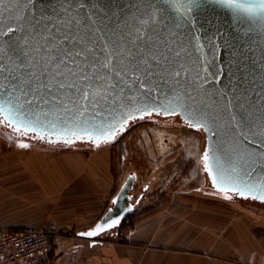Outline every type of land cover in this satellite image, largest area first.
I'll return each mask as SVG.
<instances>
[{
  "label": "water",
  "instance_id": "obj_1",
  "mask_svg": "<svg viewBox=\"0 0 264 264\" xmlns=\"http://www.w3.org/2000/svg\"><path fill=\"white\" fill-rule=\"evenodd\" d=\"M151 116L203 133L215 193L264 204V0H0V126L16 139L99 148ZM135 181L76 236L115 234Z\"/></svg>",
  "mask_w": 264,
  "mask_h": 264
},
{
  "label": "crops",
  "instance_id": "obj_2",
  "mask_svg": "<svg viewBox=\"0 0 264 264\" xmlns=\"http://www.w3.org/2000/svg\"><path fill=\"white\" fill-rule=\"evenodd\" d=\"M117 146L112 143L89 150H37L31 149L26 140H16L13 148L29 151L23 166L43 172L54 167L57 176L72 185H0V227L15 230L35 227L48 231L63 226L76 230L91 228L111 206L121 186L112 185ZM47 154H55V159L48 160ZM169 201L161 211L139 218L132 228L121 229L122 244L109 242L106 238L110 235L96 241L65 238L58 264H264V236H261L263 240H257L255 231L250 229L233 228L225 232L217 220L207 219L208 209L203 205L173 196ZM15 205L49 208L36 219L7 208ZM56 205L62 212L54 211L67 220L49 216L48 212ZM136 208L137 214L143 207L138 204ZM232 219L235 225L241 219L253 218L236 213Z\"/></svg>",
  "mask_w": 264,
  "mask_h": 264
},
{
  "label": "rangeland",
  "instance_id": "obj_3",
  "mask_svg": "<svg viewBox=\"0 0 264 264\" xmlns=\"http://www.w3.org/2000/svg\"><path fill=\"white\" fill-rule=\"evenodd\" d=\"M16 140L26 139L8 141L0 135V185H72L71 182L64 181L57 176L54 167L43 172L34 169L35 167L23 166L26 159L25 154L29 151L13 148ZM114 144L118 146L114 149L116 164L112 168V185H122L128 174L135 173L136 181L133 192L135 199L143 193V198L139 202L143 207L142 210L124 220L118 230L132 228L139 218L151 216L166 208L170 202L169 198L173 196L187 198L192 201L193 205H203L208 209L207 219L217 220L218 226H221L225 232L232 231L233 228L250 229L255 231L257 240H263L261 238L264 236L263 204L245 201L238 203L234 198H226L215 193L210 185H203L206 177L202 169L201 153L205 141L201 131L191 129L181 123L169 124L154 118H147L131 123L127 131L119 136ZM78 146L80 149L91 148L84 144L75 145V147ZM59 147L57 145H31V149L37 150L72 149V147ZM55 156V154H47L46 157L51 160L55 159ZM56 206H53L50 213L48 212L49 216L57 215L60 216V220H67L61 213L54 211L62 212L59 210L61 207ZM7 208L20 213H28L31 218L39 219L42 211L49 207L15 205ZM236 213L252 215L253 219H241L234 225L231 216ZM79 231L82 230L63 226L60 229L54 228L51 232L62 234L64 239L77 240L76 233ZM106 239L112 243H124L122 236L117 239L109 236Z\"/></svg>",
  "mask_w": 264,
  "mask_h": 264
},
{
  "label": "built area",
  "instance_id": "obj_4",
  "mask_svg": "<svg viewBox=\"0 0 264 264\" xmlns=\"http://www.w3.org/2000/svg\"><path fill=\"white\" fill-rule=\"evenodd\" d=\"M115 235L117 239L123 232L117 230ZM64 247V237L59 233L35 227H0V264H58Z\"/></svg>",
  "mask_w": 264,
  "mask_h": 264
},
{
  "label": "flooded vegetation",
  "instance_id": "obj_5",
  "mask_svg": "<svg viewBox=\"0 0 264 264\" xmlns=\"http://www.w3.org/2000/svg\"><path fill=\"white\" fill-rule=\"evenodd\" d=\"M147 118H154V119L159 120L160 122L169 123V124H177V123H181L180 120H179V118L176 117V116H174V117H167V118H161V117L151 116V117H146V118H144V119H147ZM141 120H143V119H141ZM137 121H140V120H137ZM0 130H1V132H2L4 135L9 134L11 137L13 136V138L16 139V137H15L14 135H12V134H11L6 128L0 126ZM27 140H28V141H31V142L34 143V144H40V145H41L40 142L35 141V140H32L31 138H28ZM203 172H204V171H203ZM204 174H205V173H204ZM205 177H206V182H205L203 185H210V184L207 182V181H208V178H207L206 175H205ZM206 187H207V186H206Z\"/></svg>",
  "mask_w": 264,
  "mask_h": 264
},
{
  "label": "trees",
  "instance_id": "obj_6",
  "mask_svg": "<svg viewBox=\"0 0 264 264\" xmlns=\"http://www.w3.org/2000/svg\"><path fill=\"white\" fill-rule=\"evenodd\" d=\"M84 145H86V144H84ZM135 214H136V213H133V214L129 215V216L127 217V219L130 218V217H133ZM117 230H118V229H117ZM106 235H110V237L112 238L115 234L108 233V234H106Z\"/></svg>",
  "mask_w": 264,
  "mask_h": 264
},
{
  "label": "bare ground",
  "instance_id": "obj_7",
  "mask_svg": "<svg viewBox=\"0 0 264 264\" xmlns=\"http://www.w3.org/2000/svg\"><path fill=\"white\" fill-rule=\"evenodd\" d=\"M179 128V127H178ZM90 147V146H89ZM73 148H79V146L78 147H73ZM233 199V198H232ZM239 201H241V200H239ZM247 202L249 201V200H246ZM245 201V202H246ZM248 203H250V202H248ZM256 204H258V203H256ZM262 205V204H261ZM122 224V223H121Z\"/></svg>",
  "mask_w": 264,
  "mask_h": 264
}]
</instances>
